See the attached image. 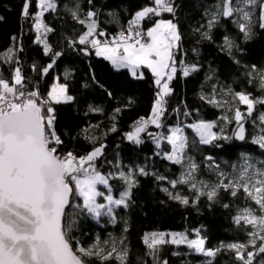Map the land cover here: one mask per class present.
Here are the masks:
<instances>
[{
	"label": "trees",
	"instance_id": "obj_1",
	"mask_svg": "<svg viewBox=\"0 0 264 264\" xmlns=\"http://www.w3.org/2000/svg\"><path fill=\"white\" fill-rule=\"evenodd\" d=\"M218 2L175 0V17L164 13L162 17L142 22L146 30L157 19L170 18L178 23L181 34L180 49L176 54L178 71L170 84L174 91L166 98V111L162 117L164 127L157 129L149 125L148 132L160 133L166 128L180 126L189 134L193 129L188 128V124L221 118L222 110L209 103L208 99L201 98L204 91L214 85L233 92L245 91L253 97L260 94L256 80L253 76L249 77L248 72L253 65L257 69L264 68V29L258 27L256 20L253 38L245 41L234 15H221L209 28L211 12ZM35 3L36 0H33L30 13L37 11ZM56 3L55 11L45 13V23L53 29L44 37L52 50L45 54L44 45L36 42L33 21L21 16L23 0H0V16L3 17L0 21V54L9 48L14 50L12 63L0 59V72L11 81L14 69L20 67L25 90L38 89L42 97L47 96L57 79L65 82L74 100L52 104L56 131L64 141L59 152L72 151L80 156L93 147L105 145L104 155L96 161V165L102 174H111L109 184L117 198L126 187L119 178L120 171H133L137 181L129 207L114 209L116 223H112L107 215L97 218L86 210L66 209L74 220L72 236L85 246L97 236L126 237L124 244L129 249L127 264H154L142 242L144 234L153 231H186L193 235L195 229H200L206 239L205 246L210 249H218L227 242H248L251 227L243 222L237 225L233 219L238 209L249 202L242 192L232 197L229 192L221 190L215 202L201 196L196 204L189 203L187 206L172 200L162 191L163 184L178 180L182 165L167 160L168 151L161 142L158 147L148 132L141 134L143 143L139 145L126 138V133L133 131L140 117L151 115L157 91L151 72L143 69L144 79H134L129 70L116 69L110 61L97 56L90 45L79 43V37L87 28L71 15L77 6L81 18L89 10L97 12L98 31H104L111 37L125 29L135 13L150 5L151 0H91V3L89 0H56ZM204 33L211 39L206 38ZM13 37L16 39L13 40ZM224 37L233 40L236 45L231 54L225 47ZM54 53L61 55L57 57ZM50 63H53L52 68L43 74V68ZM191 65H196L198 71L183 76V67ZM117 108L120 109L118 113ZM263 110L264 105H257L252 119ZM249 120L245 124L247 138L243 142H238L232 133L229 136L231 139L220 140L214 145L201 144L200 152L210 154L219 161H235L242 153L255 155L264 161V149L250 139ZM113 126L115 131H112ZM140 168H144L149 175H141ZM157 176L167 179L159 180ZM76 203L80 204L79 198ZM225 204L229 207L225 208ZM125 227L128 229L126 232ZM158 258L160 261L167 260L168 264H238L234 252L227 249H220L215 257H207L186 245H162ZM89 264H98V261L93 259ZM105 264L118 262L111 260Z\"/></svg>",
	"mask_w": 264,
	"mask_h": 264
},
{
	"label": "snow or ice",
	"instance_id": "obj_2",
	"mask_svg": "<svg viewBox=\"0 0 264 264\" xmlns=\"http://www.w3.org/2000/svg\"><path fill=\"white\" fill-rule=\"evenodd\" d=\"M238 4L242 6L234 7L233 0H223L222 11L213 15L208 26L211 28L220 15L232 17L234 13H240L239 31L243 33V39L248 41L253 38L257 24L253 19L252 9L259 8L258 27L264 29V0H238ZM32 6L33 0H23L21 16L33 21L37 33L36 42L42 43L45 54H48L52 50L43 37L53 29L43 18L45 13L56 10L57 3L56 0H36L37 11L34 14L30 13ZM164 13L175 17V0H151L150 5H145L135 13L126 29L122 28L109 37L106 32L98 31L99 23L95 19L97 12L89 10L84 18H81L79 6L71 11L73 19L87 28L79 37L80 44L90 45L95 49L97 56L110 61L116 69L129 70L134 79H144L143 69L149 70L154 78L157 91L151 115L148 118L140 117L133 126V131L126 133V138L137 145L143 143L141 134L148 132L149 125H154L157 129L164 127L162 117L166 111V98L174 91L170 84L178 71L176 54L181 41L179 25L173 19L159 18L152 27L146 30L142 27V22L146 19L162 17ZM2 20L3 17L0 16V21ZM204 36L211 39L207 33H204ZM15 39L13 37V40ZM224 42L231 54V49L236 46L234 41L224 37ZM84 51L87 54V49ZM54 55L59 57L61 54ZM13 56L14 50L9 48L0 54V59L5 63H12ZM53 63L43 68V74L48 73ZM195 71H198L196 65L184 66L183 76L187 77ZM254 72L259 81V88L264 90V71H258L253 65L248 76L252 77ZM251 82L250 79L249 83ZM25 88L20 67L14 69L11 81L5 79L0 72V264H89L93 259L97 260L98 264L111 260L117 261L118 264H127L129 249L124 244L126 237L119 241L111 239L103 242L97 238L93 244L85 247L72 236L74 220L71 219V212H66V209L86 210L97 218L102 214L107 215L112 223H116L114 207L128 208L133 189L137 186L134 172H119V178L126 187L119 198L115 199L109 184L111 174L105 176L96 165V161L104 155L105 145L93 147L90 152L80 156L72 151L59 152L64 141L56 131L55 109L52 104L74 100V97L68 94V85H54L46 97H42L38 89L26 91ZM228 94L236 102V106L229 105L228 101H223L222 104L215 96L208 102L217 107L228 106V111L233 113L232 117L225 115L220 119L228 124L234 121L236 130L232 136L243 141L246 139L245 123L253 116L257 105H264V97H253L245 91L233 93L231 89ZM108 95L111 96V93ZM201 98L205 99L203 96ZM238 105H245L246 111H241ZM119 111L117 108L116 112ZM252 124L259 128V134L252 138V143L264 149V112H260L256 120H252ZM187 127L194 130L201 144H212L216 140L232 138L223 135V129L219 135L213 131L217 127L216 121L200 120L188 124ZM115 130L113 126L112 131ZM170 131L171 135L166 137L161 133L148 132V135L155 140L158 147L162 140H167L172 146V151L166 154V159L183 165L185 150L189 144L188 137L180 126L173 127ZM241 156L244 162L238 175L230 178L226 173L220 172L217 181L211 184L195 178L198 165L191 157H187L186 171L179 180L169 183L173 188L178 183L190 184L191 189L197 193L196 202L201 196L215 202L221 190L229 192L232 197H237L238 193L242 192L245 200L253 202L255 208H239L233 218L237 225L243 222L251 226L248 243L227 245L235 251L236 259L242 264H253L258 255L264 254V170L256 168L246 154L242 153ZM259 163L264 164V161ZM139 173L149 175L144 168H140ZM157 179L167 178L157 176ZM100 185L108 190V195L99 190ZM162 191L170 199L185 206L190 203L188 197L179 193L173 194L168 188H163ZM98 197H103L107 203H98ZM77 198H82V205L76 203ZM224 207L229 205L225 204ZM127 230L125 227L124 231ZM194 231L196 239H189L187 232H149L144 234L142 242L154 264H168L167 260L160 261L158 258L160 246L165 244L186 245L196 253L215 257L219 249L206 248V239L200 235V229ZM249 245L253 251H247ZM259 264H264V259L259 260Z\"/></svg>",
	"mask_w": 264,
	"mask_h": 264
},
{
	"label": "rangeland",
	"instance_id": "obj_3",
	"mask_svg": "<svg viewBox=\"0 0 264 264\" xmlns=\"http://www.w3.org/2000/svg\"><path fill=\"white\" fill-rule=\"evenodd\" d=\"M222 2H223V0H219V2L217 3L216 7L211 12L210 20H212L214 14H217V13L222 11ZM233 6L234 7H238V6H242V5L238 4V0H233ZM252 11L254 12L253 19L254 20H258L259 8L257 7L255 9H252ZM234 18L236 19L237 22H241V14L240 13H234ZM43 19H44V22H45V16H44ZM164 19H170V18H164ZM152 26H150V27H152ZM43 39H45V38L43 37ZM257 70L258 71H264V68H260V69H257ZM253 77L256 80V83H257V86H258L259 81H258V78H255L256 77V73L255 72L253 73ZM56 84H66V83L65 82H61L60 80L57 79L52 84L50 90ZM258 88H259V86H258ZM213 90H215V91H213ZM259 90H260V94L257 95L256 97H264V90H261L260 88H259ZM228 91H229L228 89L216 87L214 85L210 90L204 91L203 95L208 100L211 99L213 96H215V99L217 101H220L222 104H223V101H228L229 105L236 106V102L232 100V97H231L230 94H228ZM233 93H235V92H233ZM68 94L71 95L69 92H68ZM238 106L240 107L241 111H246V106L245 105H238ZM219 108L222 110V116L221 117H223L225 115H227L229 118L232 117L233 113L228 111V106L227 105L221 106ZM262 112H264V110ZM256 118L255 119H252V117L249 118L250 119L249 123H250V132H251L250 139L251 140H252V138L254 136L259 134V128L252 124V120H256ZM214 121L217 122V127L214 128L213 131L217 132L218 135L220 134V130L221 129H223V135H225V136H230V134H232L236 130V124H235L234 121L231 124H228L226 121H224V120H222L220 118L217 119V120H214ZM197 122H199V121H196L195 123H197ZM257 125H259V121L258 120H257ZM171 128H173V127H171ZM171 128H166L163 131H161L160 133L163 134L165 137L168 136V135H171V131H170ZM156 131H158V130H156ZM184 134L188 137L189 144H188V147L185 150V162L182 165V171H181V174L179 175L178 180L180 179L182 173H184L186 171L187 163H188L187 157H191L192 160L198 165V169L195 172V178L197 180L206 181V182L211 184V183H215L217 181L220 172L226 173L230 178L238 175V173L240 171V167H241V165L244 162V158L242 156H240L235 161H229L227 159H222L221 161L216 160V159H214V157L212 155L204 154L203 152H200L199 147H200L201 143L199 142V137L195 134L194 130H191L189 132V134L188 133L186 134V132H184ZM220 140H225V139H220ZM220 140L214 141L212 143V145L218 143ZM161 144L164 146L165 150L168 151V153H170L172 151V146L168 143L167 140H162ZM243 154H246L248 157H250V162L252 164H254L256 168H260V169L264 170V164L259 163V161H262L260 158L256 157L255 155L249 154V153H243ZM207 157H211L212 159L208 160ZM105 176H107V175H105ZM225 183H227V180L225 181ZM98 188H99L100 191H103L105 193V195L109 194L108 190L103 185L98 186ZM163 188H168L169 191L172 192L173 194L179 193L181 196L188 197L189 201H190V204H196L197 203L196 202L197 193L194 190L191 189L190 184H180V183H178L176 185V187L173 188L171 186V184L169 183V184H163ZM111 194L113 195V197L115 199H118L114 195L113 191H111ZM79 200H80V204H82L83 203L82 198H79ZM97 202L98 203H104V204L107 203V201L103 197H98L97 198ZM245 206H252L254 208L256 207V205L253 202H251V201H249L248 204L245 205ZM116 208L117 207H114V209H116ZM251 231H252V228H251ZM153 232H177V231H153ZM187 234H188V238L189 239H196L195 231H194L193 235H190L189 232H187ZM200 235L202 236L201 231H200ZM97 238H99L101 242L110 241L111 239H116L117 241L122 239V238L115 237L114 235H110V236H108L106 238L97 236L96 239ZM96 239L92 243H90L89 245L93 244L96 241ZM166 239H168V237H166ZM232 243H242V242H227V243H223L221 245V247L218 248V249L220 250V249L223 248V249H227L229 251H232V252H234L235 258H236L235 251L232 250V249H229L227 247V245L232 244ZM247 243L248 242L243 243V244H247ZM258 244H259V241H258ZM82 245L85 246L84 244H82ZM87 246H85V247H87ZM119 246L120 245H118V247ZM212 250H216V249H212ZM253 250L254 249L249 245V247L247 248V251H253ZM261 259H264V254L258 255L256 257V259L254 260L253 264H259V260H261ZM237 263L238 264H242V262L239 261V260H238Z\"/></svg>",
	"mask_w": 264,
	"mask_h": 264
},
{
	"label": "water",
	"instance_id": "obj_4",
	"mask_svg": "<svg viewBox=\"0 0 264 264\" xmlns=\"http://www.w3.org/2000/svg\"><path fill=\"white\" fill-rule=\"evenodd\" d=\"M245 128H246V125H245ZM235 138V137H234ZM246 138H247V129H246ZM236 139V138H235ZM237 140V139H236ZM238 142H243V141H240V140H237Z\"/></svg>",
	"mask_w": 264,
	"mask_h": 264
},
{
	"label": "built area",
	"instance_id": "obj_5",
	"mask_svg": "<svg viewBox=\"0 0 264 264\" xmlns=\"http://www.w3.org/2000/svg\"><path fill=\"white\" fill-rule=\"evenodd\" d=\"M127 27H128V24H127L126 28H127ZM126 28H125V29H126ZM143 29H144V28H143ZM125 35H127V32H125ZM36 90H37V89H36Z\"/></svg>",
	"mask_w": 264,
	"mask_h": 264
}]
</instances>
